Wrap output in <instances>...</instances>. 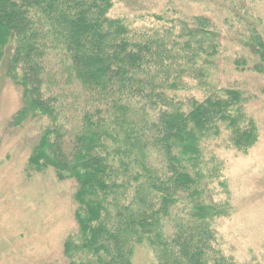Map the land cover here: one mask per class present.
Wrapping results in <instances>:
<instances>
[{"label":"trees","instance_id":"16d2710c","mask_svg":"<svg viewBox=\"0 0 264 264\" xmlns=\"http://www.w3.org/2000/svg\"><path fill=\"white\" fill-rule=\"evenodd\" d=\"M115 5L0 0L1 61L23 98L11 125L40 124L30 167L76 192L66 258L133 264L145 245L159 264H236L215 249L214 225L231 209L213 200L222 173L203 144L256 143L245 91L217 86L212 72L229 42L248 56L235 57L237 69L263 74L264 22L247 18L231 33L171 0L133 20Z\"/></svg>","mask_w":264,"mask_h":264},{"label":"rangeland","instance_id":"374dc122","mask_svg":"<svg viewBox=\"0 0 264 264\" xmlns=\"http://www.w3.org/2000/svg\"><path fill=\"white\" fill-rule=\"evenodd\" d=\"M171 1L186 15L204 13L218 26L227 21L231 33L243 21L257 18L264 22V0ZM166 4L167 0H116L115 13L133 20L141 13L158 12ZM224 46L213 80L222 88L235 82L245 91L248 100L243 108L253 118L258 138L247 152H236L221 141L216 148L208 145L210 141L203 144L205 160L216 159L222 173L211 186L213 200L227 202L231 209L214 225L215 249L236 264H264V73L237 69L235 57L247 54H235L239 50L236 43L225 42ZM3 67L0 54V264H70L64 246L78 228L74 186L57 181L53 173L41 175L30 167L42 128L34 121L15 128L11 125L23 98ZM194 94L205 99L202 93ZM132 259L133 264H159L145 245L133 247Z\"/></svg>","mask_w":264,"mask_h":264}]
</instances>
